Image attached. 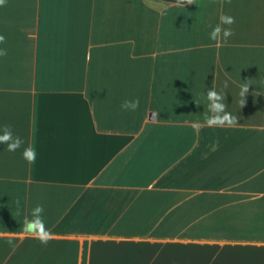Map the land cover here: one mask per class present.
I'll use <instances>...</instances> for the list:
<instances>
[{
  "label": "crops",
  "instance_id": "obj_1",
  "mask_svg": "<svg viewBox=\"0 0 264 264\" xmlns=\"http://www.w3.org/2000/svg\"><path fill=\"white\" fill-rule=\"evenodd\" d=\"M0 36V264H264V0H3Z\"/></svg>",
  "mask_w": 264,
  "mask_h": 264
},
{
  "label": "clouds",
  "instance_id": "obj_2",
  "mask_svg": "<svg viewBox=\"0 0 264 264\" xmlns=\"http://www.w3.org/2000/svg\"><path fill=\"white\" fill-rule=\"evenodd\" d=\"M3 0H0L2 3ZM234 23V17L222 14L219 16V23L215 26H211V31L208 33V39L210 41L219 42L221 38L224 41H227L232 35L233 31L230 27ZM4 40L3 36H0V43ZM6 54V51L0 48V56ZM246 91V89H245ZM223 97L219 95L214 90H208L207 92V101H208V110L211 113H214V116L206 117L208 124H223L225 121L231 123L233 118L225 112V104L222 102ZM139 99L125 100L121 104V108L128 111H134L139 107ZM223 113V115H221ZM5 129L11 128V125H4ZM24 140L21 136L15 135L11 131H5L3 135H0V145H6L7 151L16 152L21 149L24 145ZM22 157L28 163H34L37 159V152L35 147L28 146L24 147L22 151ZM44 206L42 204L36 205L31 210L30 218H25L26 230L35 231L36 236L41 240L42 243L47 242L49 236V230L46 227L44 221Z\"/></svg>",
  "mask_w": 264,
  "mask_h": 264
},
{
  "label": "trees",
  "instance_id": "obj_3",
  "mask_svg": "<svg viewBox=\"0 0 264 264\" xmlns=\"http://www.w3.org/2000/svg\"><path fill=\"white\" fill-rule=\"evenodd\" d=\"M159 1H165V2H171V3H179V4H186L190 2L191 0H159Z\"/></svg>",
  "mask_w": 264,
  "mask_h": 264
}]
</instances>
